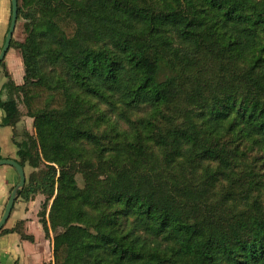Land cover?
I'll use <instances>...</instances> for the list:
<instances>
[{
	"label": "trees",
	"instance_id": "trees-1",
	"mask_svg": "<svg viewBox=\"0 0 264 264\" xmlns=\"http://www.w3.org/2000/svg\"><path fill=\"white\" fill-rule=\"evenodd\" d=\"M18 3L0 107L43 264H264V0Z\"/></svg>",
	"mask_w": 264,
	"mask_h": 264
},
{
	"label": "crops",
	"instance_id": "crops-1",
	"mask_svg": "<svg viewBox=\"0 0 264 264\" xmlns=\"http://www.w3.org/2000/svg\"><path fill=\"white\" fill-rule=\"evenodd\" d=\"M11 18V0H0V50L5 40V35L8 31L9 24ZM15 48H10L8 53ZM8 53L4 59L5 66L1 67L4 75L5 71H9L12 75L13 79L17 84L23 83V78L21 80H17L15 76L14 67L18 68L21 72V77L24 76V66L22 62V58H20V64L17 63V60L14 58H10L8 60ZM20 54V52H19ZM21 57V56H20ZM14 59V60H13ZM20 65V66H18ZM5 68V69H4ZM6 81L7 77L5 75ZM4 82V84L6 83ZM3 84V85H4ZM3 85L1 86L0 99L6 100L8 94L5 89H3ZM5 115L4 110L0 107V125H2V120ZM30 118V117H29ZM32 119V118H31ZM33 120V119H32ZM22 121L19 123L22 124ZM4 126V125H2ZM10 127V126H5ZM27 128V127H26ZM12 132L11 142L8 141L7 138L0 137V159L10 158L17 159L18 155V146L13 139V129L10 127ZM28 129V128H27ZM29 130V129H28ZM17 141L19 139H16ZM26 175L28 174V168H25ZM19 182V176L16 169L11 165H0V218L4 212L6 203L10 197L12 189ZM44 196L42 194H38L35 198H31L30 200H24L21 197L16 200L14 207L12 209L10 219L12 220L10 225H5V228H12L16 225V223L20 220L25 221V231L27 234L33 235L34 240H22L18 233L10 232L5 233L4 236L0 237V263L4 264H43L50 263L53 261V245L51 248V239L46 238L45 232L40 239L32 233V225L41 224L39 219V211L38 204H42L44 201ZM38 203V204H37ZM37 204V205H36ZM18 210L16 214L18 216H14V213ZM42 227V225H41ZM43 229V228H42ZM44 231V230H43ZM5 236H9L8 239L12 241V247L5 245V242L8 239H5ZM48 242V245H46ZM50 244V246H49ZM49 248L51 251L50 254L46 253V249Z\"/></svg>",
	"mask_w": 264,
	"mask_h": 264
},
{
	"label": "rangeland",
	"instance_id": "rangeland-1",
	"mask_svg": "<svg viewBox=\"0 0 264 264\" xmlns=\"http://www.w3.org/2000/svg\"><path fill=\"white\" fill-rule=\"evenodd\" d=\"M24 20H18V22H17V26H16V29H15V32H14V36H13V38L15 39V40H18V41H23L24 40V38L26 37V32H25V30H24ZM21 55L19 54V51L17 50V49H12L9 53H8V60L10 59V58H14L15 60H17V63L18 64H20V57ZM13 59V60H14ZM18 66H20V65H18ZM6 67V66H5ZM5 69V68H4ZM14 69V71H15V76H16V79L17 80H21L22 78H23V76L21 77V72H20V70L18 69V68H13ZM23 71H24V69H23ZM24 73V72H23ZM6 81V78H5V75H4V73H3V71H2V69H0V92H1V86L4 84V82ZM21 108L22 109H24L25 110V108H24V105L23 104H21ZM23 128H28L30 131H32L33 133H35V131H34V128H33V120L31 119V118H29V117H27V116H25L24 118H23V123L22 124H20ZM26 130V129H25ZM21 132H22V130L20 131V134H21ZM0 137L2 138V137H4V138H7L8 139V141L9 142H11V137H12V132H11V129H10V127H5V126H2V125H0ZM1 148V147H0ZM33 169L32 168H30V167H28V173H30L31 171H32ZM80 174H78V176H77V180H78V185L79 186H83V180H82V178H81V176H79ZM45 199V198H44ZM38 204V203H37ZM36 204V205H37ZM39 205V207H38V211L39 210H41V203L40 204H38ZM17 209H16V212L14 213V216L16 217V216H18V214H16L17 213ZM10 219V218H9ZM8 219V221H7V225H10V223H11V221L12 220H9ZM32 233H34V235L37 237V239H40L42 236H43V234H44V231H43V229H42V227H41V224H39V223H37V224H34L33 223V225H32ZM5 234H0V237H2V236H4ZM55 235V232L54 231H51V240H52V238H53V236ZM6 238L5 239H8V237L9 236H5ZM5 245H7V246H11L12 247V241L11 240H9L8 239V241L7 242H5ZM46 245H48V242H47V244ZM52 245H53V243H52V241H51V248L50 249H52ZM49 246H50V244H49ZM47 248V247H46ZM50 250H49V248H47L46 249V253H48V254H50Z\"/></svg>",
	"mask_w": 264,
	"mask_h": 264
},
{
	"label": "water",
	"instance_id": "water-1",
	"mask_svg": "<svg viewBox=\"0 0 264 264\" xmlns=\"http://www.w3.org/2000/svg\"><path fill=\"white\" fill-rule=\"evenodd\" d=\"M18 5V0H11V18L8 31L5 35L4 44L0 50V66L5 59L9 49L11 48V42L18 22ZM4 164L11 165L16 169L19 176V182L12 189L4 212L0 218V231L5 227L8 219L10 218L14 204L19 197V192L24 189L27 180L25 168L18 161L10 158L0 159V165Z\"/></svg>",
	"mask_w": 264,
	"mask_h": 264
},
{
	"label": "flooded vegetation",
	"instance_id": "flooded-vegetation-1",
	"mask_svg": "<svg viewBox=\"0 0 264 264\" xmlns=\"http://www.w3.org/2000/svg\"><path fill=\"white\" fill-rule=\"evenodd\" d=\"M4 44V43H3ZM3 46V45H2ZM10 50V49H9Z\"/></svg>",
	"mask_w": 264,
	"mask_h": 264
}]
</instances>
